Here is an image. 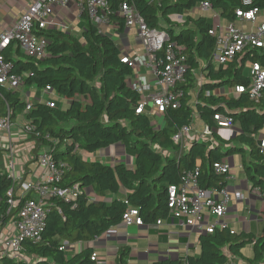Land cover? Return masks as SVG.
I'll return each mask as SVG.
<instances>
[{"label":"trees","instance_id":"1","mask_svg":"<svg viewBox=\"0 0 264 264\" xmlns=\"http://www.w3.org/2000/svg\"><path fill=\"white\" fill-rule=\"evenodd\" d=\"M122 1L125 0H107L113 12ZM127 1L149 28L166 31L170 42L180 47L186 57L184 83L175 88L181 92L178 107L162 114V128L155 130L145 113L135 114L140 95L126 84L132 69L121 62L123 53L114 39L100 34L84 13L87 24L80 37L48 29L41 33L48 40L46 56L41 60L27 58L12 46L4 52L5 59L14 63V72L25 75L23 87H50L56 97L68 101V106L50 108L45 101H37L31 104L30 111L24 112L25 102L19 91L1 86L0 115L6 116L9 111L10 120L15 121L25 113L24 119L36 127L38 134L27 138L34 144L33 156L51 145L44 139L49 135L55 142L54 161L65 165L59 185L77 184L82 191L70 204L52 200L41 241L21 243L22 254L34 261L31 264H95L91 248L69 256L60 250L62 243L91 242L121 224L123 214L131 208L137 210L147 226L166 219L169 186H178L184 175L197 169L199 188H224L226 175L215 173L213 165L231 156L241 159L251 188L257 189L264 199V156L259 154V134L264 129V88L257 100L246 94L228 97L219 93L223 88L234 92L236 86H248L244 66L256 62L264 66V49L246 50L226 67L216 68L210 62L216 44L215 37L209 35L213 26L205 17L190 15L207 1L222 20L234 23L236 9L264 11V0H251L248 6L242 0ZM173 15L180 16L184 24L172 23ZM109 20L118 25V32L123 31L120 17L110 15ZM198 74L201 79L197 83ZM216 115L230 118L238 132L222 138L213 118ZM194 116L212 130V136L193 140L187 151L179 154L172 137L181 127L192 124ZM66 140L70 143L65 144ZM114 145H121L133 155L132 168L123 163L86 161L80 156V152L93 154ZM222 146L227 149L221 151ZM3 152L0 149V219L4 225L17 213L21 201L7 214L6 194L13 184L2 172ZM86 188H92L99 200L89 201L83 192ZM108 197L110 202L105 201ZM199 243L201 252L185 261L165 258L152 264H228L229 257L243 258L241 250L246 245L252 246V257L247 262L264 264V235L256 238L225 227L201 234ZM127 257V248H120L115 264H127ZM0 261L24 264L5 257Z\"/></svg>","mask_w":264,"mask_h":264},{"label":"built area","instance_id":"2","mask_svg":"<svg viewBox=\"0 0 264 264\" xmlns=\"http://www.w3.org/2000/svg\"><path fill=\"white\" fill-rule=\"evenodd\" d=\"M71 1L76 2L82 13L87 17L89 23L94 26L100 34H105L110 25L117 31L118 25L109 20L110 15L120 17L125 28L135 30L136 39L142 44L148 65L152 67L155 74L158 90L150 97V103L156 113L163 114L169 108L176 109L179 104L181 92L175 91L178 84L184 83L186 72V57L182 54L180 47L170 42L166 31L162 29L149 28L144 18L137 9L127 0L122 1L115 12L110 10L107 0H34L21 14L18 21L11 30L0 34V87L10 91H20L23 86V76L14 72V63L7 61L4 56L5 50L12 46L18 48L24 56L33 60H41L46 56L48 40L41 33L48 29L50 17L54 8H65ZM175 1V0H172ZM243 5H251V0H242ZM200 9L212 10L207 1L200 4ZM261 10L252 8L249 10L236 9L235 17L241 22H254ZM215 16L219 15L215 12ZM63 29V27H62ZM106 35V34H105ZM209 35L215 37L216 44L210 62L216 68L226 67L232 60L240 56L246 50L264 49V22L254 29L246 31L230 22L226 26L212 29ZM121 62L127 64L132 70L136 67L134 62L123 57ZM249 71V85L246 87L236 86V94H246L251 100H257L264 88V66L259 62L251 63ZM44 95H55L50 87L42 89ZM42 101V100H40ZM25 102L24 112L31 109V103ZM50 108L56 106L53 100L45 101ZM145 102L140 101L135 109V114L145 113ZM219 129H231L233 121L221 115L213 117ZM192 124L181 127L172 137V142L179 147V154L185 152L190 143V136L198 141L212 136V130L203 125L202 133ZM0 133L4 144L10 152V160L7 164L6 176L12 180V188L7 192V214L21 201V206L14 217L6 224L0 219V260L9 258L24 264H31L30 257L22 254L21 243L41 241V234L45 226V218L48 208L52 206V200H60L70 204L77 200L82 193L77 184L70 187H61L59 180L62 177L65 165L57 163L53 159L56 152L55 142L51 141L49 135L44 137L51 145L43 147L35 157L37 165L46 174L39 181L22 180L14 176V159L26 156L24 152L12 153L15 137L22 138L37 134L36 127L26 122L13 130V121L10 120L9 111L6 116L0 115ZM191 140V141H193ZM259 154L264 156V139L259 143ZM30 159V157H29ZM27 160V159H26ZM217 174L226 175V182L233 180L231 168L224 160L213 165ZM198 170L189 172L181 179L178 186L167 188L168 216L173 217L179 226H185L199 234H212L215 230L227 227L224 222L228 211L230 195L226 186L224 188L201 189L197 184ZM21 193L15 195L16 188ZM235 200L242 199L238 192L234 193ZM122 223L126 225L143 226L138 217L136 209H128L122 216ZM161 220H157L159 225ZM11 224L8 234H2V229ZM69 243L64 241L60 250H65ZM95 255L91 256L94 261ZM1 262V261H0Z\"/></svg>","mask_w":264,"mask_h":264},{"label":"crops","instance_id":"3","mask_svg":"<svg viewBox=\"0 0 264 264\" xmlns=\"http://www.w3.org/2000/svg\"><path fill=\"white\" fill-rule=\"evenodd\" d=\"M33 1L34 0H0V34L4 31L11 30L18 21L22 12ZM196 12L197 9L192 11L190 15L195 17L194 14H196ZM209 14L215 18L214 20L216 25L214 26L212 24L213 29L219 30L220 26L224 27L230 23L222 20L220 17L217 19L211 13ZM263 22L264 11L260 12L254 22H241V20L238 18H236L234 21L237 26L243 28L246 31L254 29L257 25ZM112 23L114 24L115 22ZM179 23L180 25L184 24V20H181ZM86 24L87 23L85 19L82 17V11L80 10L79 5L76 2L71 1L65 8H59L57 6L54 8L53 14L50 17V25L48 30L64 31L65 33H69L73 36L80 37L81 33L86 28ZM115 30L116 29L110 25L107 30L105 29V34L112 35L111 38L114 39L116 45L122 51L123 57L128 58L131 62L136 64V67L132 70V75L126 79V84L139 93L141 99L140 101L145 102L144 110L146 116L148 117L146 111H155L153 110L154 108L150 103V97L158 90L155 74L152 70V67L148 65L149 58L146 56L140 41L136 39L134 29L124 27L122 32ZM240 56H242V54H240ZM13 58L18 59L15 56H13ZM246 66H248L249 69L250 63H246L244 66V73L245 75L249 76V72H245ZM200 79V74H198L196 79L197 83L200 82ZM19 93L24 101L26 100V102L31 104L40 100H52L54 97H56L55 95H44L42 94V90H37L34 87L22 86ZM219 93L220 95H225L228 97H235L239 95L235 92H232V90L228 88L221 89ZM33 95L36 97V101L32 99ZM23 96H26L27 99ZM43 96H45L46 99H44ZM55 104L57 107H59L56 102ZM24 114L25 113L23 112L18 117L22 116L24 119ZM159 117L160 116H154V119L157 120L156 122H158L160 119ZM17 118L15 121H13V124H17ZM151 123L153 124L152 121ZM192 125L197 129L203 127L202 122L196 116H194ZM18 127H20V125H18ZM230 134L231 129H221L219 131V135L222 138H226L230 136ZM259 139L260 141L261 139H264V129L261 130ZM2 140L3 138L1 137L0 149L4 150L3 168L7 170L6 167L10 160V152L7 149V146L4 144V140L1 143ZM15 141L29 142L27 141L26 137H15L13 143ZM191 142L192 141L190 140V143ZM13 150L14 147L12 151ZM31 150L26 156L21 158L16 157L14 159V176L21 178L22 180L39 181L46 174L43 170L41 171L39 169L35 158L42 148L38 150L36 156L32 155ZM5 151L7 154H5ZM24 153L26 154V152ZM81 154L82 159L86 161L101 162L108 165H113L114 163H123L128 168H132L133 166V164H125L124 161H126L127 158L124 156V148L120 145L110 146L93 154L84 152H81ZM239 161L241 166L239 180L236 181V179H233L226 182V188L228 189L230 195V201L228 202V211L224 222L232 232L253 234L256 238L261 237L264 235V199L261 197L257 189L251 188V185L244 175L240 158ZM32 163H34V165H32ZM6 170L5 172L2 170V172L6 174ZM231 176L233 178L235 177L232 172ZM87 191L90 192L85 194L89 201L95 202L99 200L94 195L92 188L91 190L88 188ZM235 192H238L242 195L241 200H235ZM20 193L21 190L20 188L18 189L17 186L15 195L18 197ZM91 194H93L94 197H90ZM110 200V197L105 199L106 202H110ZM7 227L8 225L2 229L1 235L9 233V228L7 229ZM200 235L201 234L197 233L194 229L186 228L185 226H179L173 217L167 215V218L161 220L159 225L155 223L151 226H135L121 223L118 226L111 228L104 234L96 237L90 243H86L85 247H89L93 250V254L95 255V264H115L120 248H127L128 250L127 264H152L155 261L165 258L185 261L187 257L196 256L201 252L202 249L199 243ZM78 244L79 243L69 244V246L65 249L66 254L71 256L78 253L81 250ZM224 252L226 253V249H224ZM241 256L243 257L242 259L237 257H229L228 264H249L247 260L251 259L252 257V246L246 245L241 250Z\"/></svg>","mask_w":264,"mask_h":264},{"label":"rangeland","instance_id":"4","mask_svg":"<svg viewBox=\"0 0 264 264\" xmlns=\"http://www.w3.org/2000/svg\"><path fill=\"white\" fill-rule=\"evenodd\" d=\"M196 9H197V12H196V14H194V16L195 17H200V16H202V17H207V19H208V22L209 23H211V24H213L214 26L216 25V23H215V18L214 17H212L209 13H211L212 15H214L215 16V13H214V11H212V10H209V11H205V10H201L200 9V4L196 7ZM209 12V13H208ZM205 17V18H206ZM216 17V16H215ZM171 18V22L172 23H174V24H180L179 22L182 20V18L181 17H179V16H172V17H170ZM217 18V17H216ZM218 19V18H217ZM179 21V22H178ZM117 34V33H116ZM108 36H112V35H108ZM16 59V58H15ZM19 59V58H18ZM245 72L246 73H248L249 72V69H248V66H246V68H245ZM25 92V91H24ZM39 92V91H38ZM24 98H26V96H23ZM44 97V99H46V97L45 96H43ZM27 99V98H26ZM32 99L34 100V101H36L37 99H36V97H34V95L32 96ZM53 101H55L56 103H57V105L61 108V109H63V108H66L67 106H68V101L67 100H64V99H62V98H58V97H54L53 99H52ZM154 110V109H153ZM146 113H147V115H148V118L153 122V127H154V129L155 130H157V129H159V127H163V118H162V115L161 114H158V113H156V111H154V112H147L146 111ZM154 116H160L159 118V120H158V122H156L157 120H155L154 119ZM16 123L17 124H13V130L15 131L17 128H18V125H23V124H25L26 123V120H24L23 118H22V116H20V117H18L17 118V121H16ZM159 125V126H158ZM199 133H202V131H203V127H200V128H198V130H197ZM232 131L233 132H237L238 131V126L236 125V124H233L232 125V127H231V133H232ZM1 136H2V133H0V138H1ZM194 139V137L193 136H190V140H193ZM3 142V140L1 141V143ZM70 142H69V140H66L65 141V144H69ZM121 146V145H120ZM189 146V145H188ZM32 147H33V144H32V142H14V150L12 151V153H22V152H26V155L30 152V150L32 149ZM124 148V147H123ZM227 149V147H224V146H222L221 147V151H225ZM14 151H16V152H14ZM187 151V148H186V150H185V152ZM124 153H125V157L127 158V160L126 161H124L125 162V164L126 163H128V164H133V162H134V157H133V155H131V154H129V153H126L125 152V149H124ZM5 154H7V152L5 151ZM80 154H81V152H80ZM81 157H82V154L80 155ZM226 160V162H227V164L230 166V168H231V172L235 175V177H234V179H236V181L237 180H239V173L241 172V166H240V161H239V157L238 156H231V157H228V158H226L225 159ZM15 162V161H14ZM32 165H34V163H32ZM41 171H42V169L41 168H39ZM2 170L5 172V168H2ZM87 189L88 188H86V189H84L83 190V192H84V194H86V193H90L89 191H87ZM90 190H91V188H89ZM94 197V195L93 194H91V196L90 197ZM9 228V230H10V228H11V224H9L8 225V227H7V229ZM186 228H188V227H186ZM197 232V231H196ZM197 233H199V232H197ZM90 243V242H89ZM85 244L86 243H79L78 245L80 246V249H82V248H84L85 247ZM34 261H33V259L31 258V260H29V263H33Z\"/></svg>","mask_w":264,"mask_h":264}]
</instances>
